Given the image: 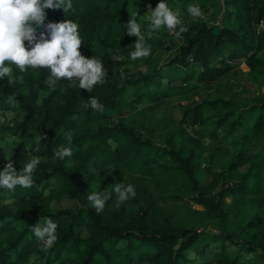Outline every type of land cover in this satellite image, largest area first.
<instances>
[{
  "label": "trees",
  "instance_id": "trees-1",
  "mask_svg": "<svg viewBox=\"0 0 264 264\" xmlns=\"http://www.w3.org/2000/svg\"><path fill=\"white\" fill-rule=\"evenodd\" d=\"M138 1L71 0L68 12L45 9L43 25L73 20L82 55L101 60L106 75L92 92L80 89L76 80H58L50 87L48 69L21 73L7 65L15 83L0 79V106L12 110L14 120L0 124V170L8 159L17 171L33 156L41 162L31 188H0V264H187L198 254L205 257L200 264H264V92L243 98L246 88L226 78L235 63H243L253 81L264 85V0H223L222 25L208 26L201 17L185 20L179 52L168 67L149 69L148 57L141 60L147 70L137 76L133 66L139 61L129 54L138 37L127 34L125 18ZM34 27L37 36L44 31ZM141 34L151 52L174 35L166 29L149 33L147 20ZM113 55L123 59L114 61ZM213 85L229 86V94L208 102L193 99L196 88ZM13 94L16 107L7 103ZM94 96L104 105L102 113L90 107ZM175 96L192 103L181 101L163 119L158 131L163 142L111 115H124L125 103L144 112L153 108L151 102L158 107ZM218 128L232 138L234 155L222 154ZM39 135L46 139L36 145ZM60 147H70L73 154L53 161ZM203 164L207 174L201 176ZM209 174L212 178L204 181ZM120 183L132 184L136 195L118 205L113 188ZM91 192L105 198L99 214L87 200ZM183 195L203 210L180 201ZM241 212H251L250 221L237 231L228 218ZM198 214L211 228L204 229ZM45 217L57 224V240L47 251L31 228ZM256 221L262 224L256 227ZM213 237L238 245L239 253L231 254L225 243L212 245ZM243 251L257 257L241 260Z\"/></svg>",
  "mask_w": 264,
  "mask_h": 264
},
{
  "label": "clouds",
  "instance_id": "clouds-1",
  "mask_svg": "<svg viewBox=\"0 0 264 264\" xmlns=\"http://www.w3.org/2000/svg\"><path fill=\"white\" fill-rule=\"evenodd\" d=\"M62 8L64 13L72 10L71 0H0V79L8 77V83L14 84L15 78L12 76V67L15 65L21 73L28 68L48 69V82L50 87H55L58 80L66 79L78 81L80 89L92 92L95 85L103 83L105 78L104 66L100 59L93 56L86 58L80 52L82 39L79 33V25L71 19H64L61 22H50L43 25L45 20V9ZM187 12L192 17H202L201 9L198 5L189 4ZM148 21L149 33L166 29L170 33L175 31L178 37L186 31L181 26V13L179 8L173 10L166 3L160 0L154 9L149 6ZM138 13L129 16L127 34L138 37L134 44V50L129 54L130 59L135 61L147 58L151 54V48L145 45V38L141 34V25L137 22ZM43 26L44 31L37 36L36 27ZM25 42H27V47ZM112 60L123 59L118 55H113ZM7 62V64H6ZM121 78H124L123 71ZM7 103L13 107L16 104V96L13 94L7 98ZM90 107L97 112L104 111V105L94 96L89 99ZM71 140V134H66ZM46 139V135H39L34 143L39 145L41 140ZM31 147V145H28ZM39 151V148L36 149ZM70 147H60L54 149L53 161L64 160L72 155ZM41 162L40 157L33 156L22 169L17 171L11 159L5 163L3 170H0V188L14 192L16 187L31 188L34 185L33 172ZM117 197V204L127 201L130 197H135L136 192L132 184H116L113 188ZM91 206L99 214L105 207V198L102 193L91 192L87 196ZM5 203H11L6 200ZM32 228L35 238L41 243L42 250L47 251L52 248L57 240V224L51 218L40 219V223Z\"/></svg>",
  "mask_w": 264,
  "mask_h": 264
},
{
  "label": "rangeland",
  "instance_id": "rangeland-1",
  "mask_svg": "<svg viewBox=\"0 0 264 264\" xmlns=\"http://www.w3.org/2000/svg\"><path fill=\"white\" fill-rule=\"evenodd\" d=\"M160 2V0H140L135 3L134 9L131 11V15L138 13L137 17V22L141 25V29L146 24V17L148 15L149 11V6H151L152 9L156 7V5ZM166 3L169 5L170 8L173 10L179 8L180 13H181V20H182V25H184L185 20H190L192 18L198 19V17H192L188 12L187 8L189 4H194L198 5L201 9L202 12V17L201 21H204L207 23L208 26H212L214 23L218 25H222V12L224 9L223 5V0H166ZM129 18H125V23H128ZM188 22V21H187ZM180 27V26H178ZM164 30V29H161ZM174 33L173 36L169 37L167 36V43L163 45L162 47L160 45L154 46L152 49V52L150 54V61H151V67L155 64H161V65H166L168 67V64L170 63V60H172L179 52V46L181 44V38L176 36V33ZM157 34V33H156ZM260 57L263 58L264 61V54H260ZM148 58V57H147ZM146 59V58H141L136 61H139V63L133 68L135 69V72L137 73V76L140 75L143 71H146L148 66L145 64H142L141 60ZM231 75L227 76L226 78L229 77H234L235 81L239 82L241 84V87L244 86L246 88V93L242 94L241 96L244 98L246 95L249 97H253L259 92H264V85L262 87L258 86L254 81L253 78L249 75L248 69L243 63H235V67L230 70ZM167 84V80L163 81V85ZM229 86L228 89L226 90L225 87H223L221 90L216 89L215 85H213L212 89H204L202 86L196 88V94L194 95L193 99L198 100V101H213L214 96L217 94H224L228 95L229 94ZM237 93V92H236ZM131 100V98H130ZM183 101L184 104L192 103V98H185L182 99V96H175L167 99L166 104L162 106H157V103L155 101L151 102L149 105L153 107L152 109H149L144 112H138L134 110L132 107L128 105V103H125L122 108L124 110V115L120 112H113L111 113L112 117L116 120L118 119H124L125 122L129 124H135L136 127L142 130L144 135L150 137H153L158 140V142H163V138L161 137L160 129L163 126L162 121L163 119H167L172 112L177 111L178 103ZM143 105H146V103H142L139 105L140 108H143ZM206 115H210L209 112L206 111ZM14 120V112L12 110H7L3 107L0 106V124H3L4 122H11ZM159 131V132H158ZM217 139L218 141L221 142V145L224 148V151H222V154H225V151L227 150L228 153L234 155L235 152L231 148V142L232 138L229 136H225L226 132L222 128H218L217 130ZM206 143L211 142L210 139H202ZM3 147L7 150V153L9 156H11V150L12 146L11 143H4ZM208 155V154H207ZM12 160V159H11ZM14 160V159H13ZM207 165L203 164L202 168L199 170L200 175L204 176L207 174ZM204 177H202L203 179ZM206 178V177H205ZM212 178V174H209L208 177L204 180L206 181L207 179ZM220 190V187L216 189V193ZM190 196L188 195H183L181 200L182 202L187 203L190 205L192 209H198V210H203L202 207L197 206L194 201L189 199ZM226 201L228 203L231 202V198H227ZM179 211V210H178ZM249 213V214H248ZM236 213H233L232 215L229 216L228 221H229V226L234 227L237 231H239V224H244L245 222L250 221V214L251 212H241L239 216L234 217ZM196 217L201 221L200 223L205 226L204 229H209L211 228L210 221L208 218L204 215L198 214ZM262 222L256 221L254 225H257L256 227L260 226ZM206 232L209 234L214 233V231L211 230H206ZM242 236V235H240ZM221 243H225L227 246L228 251L233 254L237 255L239 253V246L234 245L230 241H222V240H217L215 237L212 238L211 244L212 245H217L218 246ZM210 248V247H209ZM193 252V251H192ZM194 255V252H193ZM257 257L256 253H247L243 251L241 253V260H249L254 261L255 258ZM205 260V257L203 255L198 254L197 256H194V258L190 259L187 264H200Z\"/></svg>",
  "mask_w": 264,
  "mask_h": 264
}]
</instances>
